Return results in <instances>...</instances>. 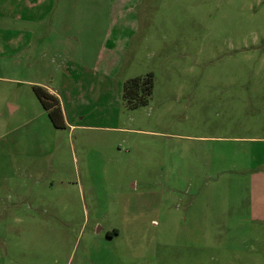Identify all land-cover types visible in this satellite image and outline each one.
I'll return each instance as SVG.
<instances>
[{
    "label": "rangeland",
    "instance_id": "obj_1",
    "mask_svg": "<svg viewBox=\"0 0 264 264\" xmlns=\"http://www.w3.org/2000/svg\"><path fill=\"white\" fill-rule=\"evenodd\" d=\"M42 1L56 11L42 18V49L56 23L88 24L89 36L67 39L85 46L110 24L116 59L97 68L129 79L153 73L154 89L147 106L111 111L109 124L125 132H50L41 104L29 100L37 101L25 82L38 78L34 63L0 48V202L17 214L13 202L35 186L9 174L19 167L79 184L71 204L57 207L66 209L62 219L0 221V264H264V0ZM27 27L0 15V43L26 40ZM46 52L42 72L61 63ZM37 132L58 135L51 154L14 151V137L39 142ZM113 230L119 235L108 239Z\"/></svg>",
    "mask_w": 264,
    "mask_h": 264
},
{
    "label": "crops",
    "instance_id": "obj_2",
    "mask_svg": "<svg viewBox=\"0 0 264 264\" xmlns=\"http://www.w3.org/2000/svg\"><path fill=\"white\" fill-rule=\"evenodd\" d=\"M42 4V0H0V15L4 14L10 16L14 14L17 19H23L28 24V27L25 30L28 38L25 40L21 37L15 41H7V43L1 42V54L2 52L9 51L11 54H17V61L26 63L32 61L34 63L31 72L33 71L38 78H35L32 73L34 80L25 82L28 83L31 90H33V86H41L51 95L58 98L67 123V129L65 130H68L70 134L75 131H127V129H121L117 122L116 126L109 124L111 121L108 119L111 116V111L120 109L121 103L124 105L122 101V87L125 80L129 78H120L119 71L122 69L113 71L102 70V68L99 70L97 68L99 63L110 60L114 61L116 59L114 57L115 47L119 46V41H112L109 30L113 26L108 24L107 31L104 34L106 29L105 25L99 24V27L101 28L100 32L90 33V38L86 41L88 45L85 46L78 44V46L76 42H68L67 39H71L73 36L76 38L80 34L85 35V29L89 31V25L85 24V26L88 27L85 28L84 25L80 24L75 29L71 26V29L68 22V24L66 22L60 24L59 22L53 26L55 30L54 36L58 37L56 38L53 36L49 42V47L45 46L42 49V46L36 41V39L40 40V31L44 28L42 18H44L45 13L48 15L56 13L53 6L48 8V10H44L45 8H42ZM9 6H12L14 11H9ZM80 10L82 12L84 9L81 8ZM129 11V13L136 14V17H134V21L132 22L136 31L137 24L140 23V18L137 16V12L134 8ZM117 12V9L109 11L111 14ZM114 18H111V20ZM72 30L75 31V34L69 35V32ZM80 31L81 33H79ZM95 36H99L101 38L100 41L96 44L93 42L89 45L90 41ZM127 45L128 43L126 42V48L120 52L121 61H126V54L129 52L128 50L130 48L127 47ZM90 46L92 48H90ZM6 48L8 50H6ZM47 48L56 55L55 59H51L48 62L52 63V60L55 62L56 58H58L61 63H59V67H53V65L50 64V68L47 66L49 69L42 72L41 55L43 54V56L47 57L46 53L48 52L46 51L49 50ZM90 51L96 53V59L94 60V63H96L95 65H89L86 63L89 62L88 56H90ZM22 52L24 54L26 53L27 56L23 58L19 57ZM135 77H131L130 79ZM29 100L33 106H36V103L41 104L38 98L36 97L37 101H35L31 94L29 95ZM19 107L20 105L15 106L13 104L10 106V109L15 112L19 110ZM44 112L48 117L47 112L45 110ZM47 128H49L50 132L60 130L53 126L50 119ZM35 133L36 131L34 129L32 131L33 136ZM37 133L40 136L39 142L34 141L33 137H14L12 139L14 151L16 152L17 149V153L20 155L44 152L51 154L50 145L47 144L55 142V138H57L58 135L52 133L53 135L45 140L39 132ZM2 153L8 155L11 154V152L4 149H2ZM58 171L60 170L58 169ZM10 173L14 176L28 175L31 180L36 181V184L31 189H28L30 191L29 196L25 197V199L19 197L17 202H13V206L20 207L18 211L19 213L13 215L8 214L9 208L7 203L0 202V221H8L11 219L14 222H35L47 217L48 214L56 219H62L67 216L66 209H58L57 207L71 204L76 189L75 186L79 185L78 183L72 182L71 179L73 178L70 176L67 177L66 173H61L58 179L49 177V180H43L44 178L46 179L49 174L47 170L43 171V168H37L35 171L29 172L28 170L19 167L17 170L9 172V174ZM39 181H45L46 185H41ZM6 185L8 186L9 184L6 183ZM81 191V198L83 202L86 203L82 185ZM17 194L18 196L22 195L18 189ZM41 207H48V209H41ZM108 234H110V236H108ZM108 234L107 238L113 239L115 236L119 235V232L113 230L112 232H108ZM20 235L21 237H25L27 233L24 236L22 234ZM4 236H7L6 233Z\"/></svg>",
    "mask_w": 264,
    "mask_h": 264
},
{
    "label": "trees",
    "instance_id": "obj_3",
    "mask_svg": "<svg viewBox=\"0 0 264 264\" xmlns=\"http://www.w3.org/2000/svg\"><path fill=\"white\" fill-rule=\"evenodd\" d=\"M153 89V73L127 80L122 87V99L125 108L135 110L147 106L153 95ZM33 91L43 109L47 112L53 126L60 130L67 129L65 116L58 98L41 86H33Z\"/></svg>",
    "mask_w": 264,
    "mask_h": 264
}]
</instances>
